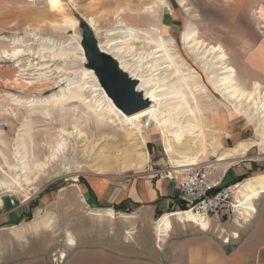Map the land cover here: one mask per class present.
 <instances>
[{
    "label": "rangeland",
    "instance_id": "obj_1",
    "mask_svg": "<svg viewBox=\"0 0 264 264\" xmlns=\"http://www.w3.org/2000/svg\"><path fill=\"white\" fill-rule=\"evenodd\" d=\"M61 2L64 13L78 20L76 27L65 20L63 13L51 8L50 0H0V177L14 174L10 171L7 162L16 163L14 156L18 145L17 149L22 153L27 150L28 153H25L29 159L26 157L28 161L25 160L31 167V171L26 173L31 176V182L25 184V190L14 193L4 189L0 191V196L12 198L19 196L20 201H23L25 193L28 192L31 196H36L32 199V204L38 206L40 201L36 199L37 196L53 194L51 203L63 202L59 206L64 210L76 207L75 193H79V188L75 184L93 175H111L118 178L137 175L150 169L149 164L154 166V163L164 161L162 168L169 169L173 179V163L165 150L161 131L154 130L153 125H147L146 122L142 126L144 133L148 135V143L145 147L140 139L133 140L124 136L128 126L121 124L115 116L113 121H108L106 124L98 123L94 118L86 121L85 116L80 114L81 106L78 102L68 103L65 108L53 105L54 98L60 97L63 93L70 95L78 87L77 85L87 82L86 86L89 89L87 95L101 99L103 112L108 110V99L104 98L105 90L101 87L94 69L89 66L83 45L87 28L92 30L104 52L111 55L119 52V56L132 62L134 59H138V62H146L150 59L144 57L152 52L147 41L149 36L141 32H135L134 38L128 37L131 38L128 43L129 48L116 49L125 41L124 35L119 33L120 18L127 26L137 29H151L159 34L165 29V38L171 39L170 48L177 53L183 51V58L198 71L200 79L205 84L206 73L200 67V63L192 61V53L184 42L187 29L183 27V29L171 30L167 28L166 23L159 22L158 14L155 12L156 0H61ZM148 7L153 9H147ZM90 18L95 21L98 34L90 24ZM198 36L204 39L200 34ZM16 49H23L26 52L18 57H11V53ZM4 52L9 53L4 54ZM144 66L146 67V64ZM205 85L208 90L200 94L199 100L207 117L216 111H221L228 117L226 130L222 132L221 138L212 134L213 137L210 135L211 129L206 128L209 134H206L209 150L202 154L200 160L210 165L213 177L221 170L222 173L228 165H237L239 161L251 164V169L249 168L244 174L251 175L249 178L264 173V150L258 145L261 138L255 132V123L249 122L245 114L235 113L228 99L222 100L213 87ZM252 87L253 83L245 89L250 90ZM263 88L262 85L264 92ZM52 97L53 103L51 101L47 103L52 106L49 117L40 110L29 112L28 106L34 103L26 101L35 99L40 102L37 104L42 105L45 104L42 102L52 100ZM13 98L18 99V102L14 103ZM76 126L82 130L83 135L80 137L74 136L75 134L65 135L68 144L65 152H61L55 161L49 162L48 167L35 174V160L48 159L56 147L54 146L56 141L60 139L61 129L65 127L66 130L75 132ZM28 134L32 135L33 143L26 148L21 143ZM243 140L250 145L256 144L247 155L229 164L216 162L222 152L228 151ZM222 141L225 144H221ZM214 145L218 147L213 148ZM145 151L149 153V159L138 168L139 154ZM192 152H195V149ZM178 155L176 154L175 157ZM15 201L19 200L15 199ZM57 254L60 252L52 254L53 264H55L53 255Z\"/></svg>",
    "mask_w": 264,
    "mask_h": 264
},
{
    "label": "crops",
    "instance_id": "obj_2",
    "mask_svg": "<svg viewBox=\"0 0 264 264\" xmlns=\"http://www.w3.org/2000/svg\"><path fill=\"white\" fill-rule=\"evenodd\" d=\"M155 5L167 28L190 27L220 44L242 87L264 86V0H156ZM163 162L137 175L79 180L76 207L69 209L51 203L53 194L37 196L38 206L32 204L34 195L27 201L0 196V264H53L55 252L66 255L64 264H253L264 255V193L253 199L251 213L212 217L211 229L204 230L180 218L185 202ZM237 163L210 178L221 186L234 184L251 169ZM123 202L129 211L115 209ZM166 217L169 223L161 221Z\"/></svg>",
    "mask_w": 264,
    "mask_h": 264
},
{
    "label": "bare ground",
    "instance_id": "obj_3",
    "mask_svg": "<svg viewBox=\"0 0 264 264\" xmlns=\"http://www.w3.org/2000/svg\"><path fill=\"white\" fill-rule=\"evenodd\" d=\"M50 5L52 9L63 13L65 20L73 27H76L78 20L64 13V7L61 0H50ZM150 8L153 9V7H148L147 9ZM123 21L124 20L120 18V24L118 25L121 27L119 33L124 35L123 37L125 41L123 42L124 44L116 47V49L121 50L123 47H125V49L129 48L130 45L128 43L131 38L128 39V37L134 38L135 32H141V34L149 36L147 41L152 52L146 54L147 56H143L150 57V59L146 62H138V59V61L134 59V62H132L131 60H126L124 57L119 56V52H116V54L112 56L117 60L120 67L130 74L129 76L132 79L136 80L138 83L140 82L137 89L138 91L145 93L144 96L150 100L151 105L135 113L126 114L116 106L104 91V98L108 99L107 104L109 105L108 110L103 112L104 109L101 99H97L93 95H87L89 92L88 86H86L87 82H83L82 84L77 85L78 87L75 88L72 94L68 95L65 92L66 94L63 93L60 97L58 96L57 98H54L55 103L53 106L59 105L61 108H65L68 103L78 102L81 106L80 114L85 116L86 121L94 118L98 123L103 124H106L108 121H113L115 116L121 121V124L124 123L128 126V128L125 129L126 134L124 136L126 138L130 137L133 140L140 139V142L145 147L148 143V135L144 133L145 131H143L142 126L146 122L147 125H153L154 130L161 131L165 150L169 154L174 170L179 172L185 167L203 162L200 160L202 154L209 150L207 145L208 138L206 139V134H208L206 128L211 129L210 132L212 131V133H210V135H217L218 138H221L222 132L226 130L225 125L227 123V115L221 111H216L207 117V114L205 113L206 111H204L201 106L199 100L200 94L203 91L208 90L205 85L208 84L215 89V91L221 96L222 100H229V103L234 107L235 113L245 114V117L249 122L255 123V132L261 138L258 145L264 150V92L262 91V85L259 82H254L253 87L250 90L242 87L238 82L235 68L231 63L228 64V56L220 44L208 43L206 40L198 36V30L190 27L184 34V42L188 45L190 53H192L193 56L192 61L198 64L200 63V67L206 73V83L204 84L200 79L198 71H196L195 68H192V65H190L191 63L183 58V51L181 50V52L177 53L173 52V49L170 48L169 42H171V39L165 38V29L159 34L154 33V30L151 29L144 30L127 26ZM89 22L98 34L95 21L90 18ZM153 28L156 27L154 26ZM163 32L165 34H163ZM97 42L99 44L98 39ZM23 52L26 51L23 49H16L10 56L18 57ZM6 53L9 52H4V54ZM145 64L146 67L144 66ZM51 99L52 100L49 99L42 102L45 103L42 105L37 104L40 102L35 99L26 101L27 103H34L28 106L29 112L33 113L35 110H40L44 115H48L49 117L51 115L52 106L47 103L49 101L52 102L53 97ZM12 100L14 103L18 102V99L13 98ZM77 120H79V118ZM75 129V132H70L66 130L65 127L61 129L60 139L56 141L54 145L56 147L48 159L46 161L35 160V174H39V172L49 166V162L55 161L60 156L61 152H65L68 146L65 135L73 136L75 134L74 136L76 137L83 135L82 130L78 129L77 126ZM32 143V135L28 134L26 138L24 137L22 139L21 145L27 148V146H31ZM216 143L218 144V142ZM222 143L225 144L224 141H222L221 144ZM215 145L212 147H218ZM254 145L256 144L250 145L246 140L240 141L235 147L222 152L216 162L218 164H229L239 157L241 158L247 155ZM17 148L14 156L16 163L7 162L10 171H13L14 174H10L8 177H0V191L6 189L7 192L19 193L21 190H25L24 186L26 183L28 184L31 182V176L26 174L28 171H31L29 162H27L29 157L26 156V153L28 152L24 149L26 153H22V151ZM194 149L195 152H192ZM176 154H179L178 157H175ZM26 157L28 159H26ZM129 157H131V155ZM138 158V165H140L138 168H140L149 159V153L147 151L140 153ZM98 173H100V171ZM238 187L239 190L236 194V199L240 202L241 206L245 208V212L251 213L250 210L256 209L253 199H258L259 196L264 193V173L245 180L240 183ZM30 198L31 195L28 192L25 193L24 201H27ZM107 212L106 213L110 214V216L115 217V212L113 210H107ZM179 216L180 218L190 220L204 228L207 226L206 221L199 218L192 211H184L180 213ZM161 221L169 223L167 217L163 218ZM69 237L70 243H74L73 236L69 234Z\"/></svg>",
    "mask_w": 264,
    "mask_h": 264
},
{
    "label": "built area",
    "instance_id": "obj_4",
    "mask_svg": "<svg viewBox=\"0 0 264 264\" xmlns=\"http://www.w3.org/2000/svg\"><path fill=\"white\" fill-rule=\"evenodd\" d=\"M210 177V166L204 162L185 167L179 172L173 168L172 180L185 202L184 211H192L205 220L206 228L200 226L204 230L211 228L212 217L230 220L242 216L245 210L236 199L239 183L221 186L220 181ZM224 241L229 242L230 238L226 237ZM53 261L55 264H64L65 255H53Z\"/></svg>",
    "mask_w": 264,
    "mask_h": 264
},
{
    "label": "water",
    "instance_id": "obj_5",
    "mask_svg": "<svg viewBox=\"0 0 264 264\" xmlns=\"http://www.w3.org/2000/svg\"><path fill=\"white\" fill-rule=\"evenodd\" d=\"M83 45L89 66L117 107L126 114H132L151 105L150 100L137 90L138 82L120 67L112 55L101 50L90 28H87Z\"/></svg>",
    "mask_w": 264,
    "mask_h": 264
},
{
    "label": "trees",
    "instance_id": "obj_6",
    "mask_svg": "<svg viewBox=\"0 0 264 264\" xmlns=\"http://www.w3.org/2000/svg\"><path fill=\"white\" fill-rule=\"evenodd\" d=\"M249 176H251V175H243L242 177H240L239 179H237V180H235L233 183L235 184V183H238V182H240V181H243V180H245L246 178H249ZM115 207V209H118V210H122V211H129V208L128 207H126V204L123 202V203H121L120 205H118V206H114ZM181 209L182 210H185L186 209V207H185V205H183V206H181Z\"/></svg>",
    "mask_w": 264,
    "mask_h": 264
},
{
    "label": "snow or ice",
    "instance_id": "obj_7",
    "mask_svg": "<svg viewBox=\"0 0 264 264\" xmlns=\"http://www.w3.org/2000/svg\"><path fill=\"white\" fill-rule=\"evenodd\" d=\"M253 264H264V255H261L258 258H254Z\"/></svg>",
    "mask_w": 264,
    "mask_h": 264
}]
</instances>
